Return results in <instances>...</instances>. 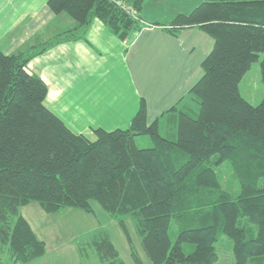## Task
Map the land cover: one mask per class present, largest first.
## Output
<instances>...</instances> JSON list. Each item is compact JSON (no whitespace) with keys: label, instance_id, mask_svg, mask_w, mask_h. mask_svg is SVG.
<instances>
[{"label":"trees","instance_id":"1","mask_svg":"<svg viewBox=\"0 0 264 264\" xmlns=\"http://www.w3.org/2000/svg\"><path fill=\"white\" fill-rule=\"evenodd\" d=\"M47 6L73 27L17 53L0 49V264L45 254V241L20 211L33 202L46 213L88 214L95 202L118 224L134 264L146 263L126 217L148 264H218L229 244L233 264H264V97L253 105L239 90L260 54L264 83V0H204L176 15L170 32L196 26L213 39L189 90L196 110L173 106L149 123L141 99L125 129L94 128L93 138L45 105L47 85L28 63L55 44L85 39L93 18L126 39L144 23L141 0H47ZM164 119L174 127L165 130L170 136L160 131ZM139 135L151 147H137ZM222 164L237 182L236 195L220 183ZM85 241L101 264H125L105 230Z\"/></svg>","mask_w":264,"mask_h":264},{"label":"crops","instance_id":"2","mask_svg":"<svg viewBox=\"0 0 264 264\" xmlns=\"http://www.w3.org/2000/svg\"><path fill=\"white\" fill-rule=\"evenodd\" d=\"M202 1L141 0L144 23L126 39L94 19L85 39L49 47L27 66L47 85L45 105L71 130L88 137L94 128L112 130L93 124L89 112L98 104L112 106L107 120L123 122L116 126L122 129L141 99L149 123L182 100L184 107L196 110L189 90L202 75L201 62L213 39L196 26L175 33L166 26ZM73 25L67 15L54 14L47 0H0V49L5 54L23 51ZM160 125L170 133L174 129L165 119Z\"/></svg>","mask_w":264,"mask_h":264},{"label":"rangeland","instance_id":"3","mask_svg":"<svg viewBox=\"0 0 264 264\" xmlns=\"http://www.w3.org/2000/svg\"><path fill=\"white\" fill-rule=\"evenodd\" d=\"M94 19L96 18L92 20ZM261 59L262 55L260 54L257 61L251 64L250 69L244 74L239 83L241 95L253 105L260 103L264 97V83L261 81L259 69ZM192 103L196 106L194 101ZM178 107L188 110L184 107V100L178 103ZM111 111H114L112 106L98 104L89 114L92 116L91 120L95 121L93 124L103 123V125H107V128L113 129L123 122L108 121L107 118L112 116ZM165 130L166 128H161L160 131L165 134ZM165 135L170 136L168 133ZM90 138H93V136ZM135 143L139 148H148L152 145L147 135L136 136ZM225 167L226 164H222L217 168L220 183L223 188L236 195L238 193L237 182ZM92 206L94 209L93 214L75 208H64L56 213H46L35 202L21 207V214L29 222L36 236L44 240L46 244L45 254L27 264H101L93 247L85 243L88 236L100 228L108 233L125 264H134L125 237L116 221L95 202H92ZM125 221L134 248L143 262L148 264L132 220L126 217ZM79 246L82 248V252L79 251ZM226 248L218 264H233L230 244Z\"/></svg>","mask_w":264,"mask_h":264},{"label":"built area","instance_id":"4","mask_svg":"<svg viewBox=\"0 0 264 264\" xmlns=\"http://www.w3.org/2000/svg\"><path fill=\"white\" fill-rule=\"evenodd\" d=\"M128 11L132 12L131 10L128 9Z\"/></svg>","mask_w":264,"mask_h":264}]
</instances>
